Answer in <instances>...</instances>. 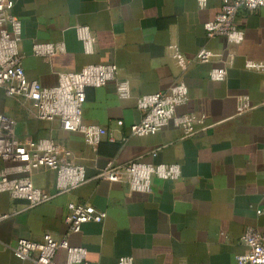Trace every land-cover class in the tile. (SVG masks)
<instances>
[{
    "label": "crops",
    "instance_id": "0c3cea01",
    "mask_svg": "<svg viewBox=\"0 0 264 264\" xmlns=\"http://www.w3.org/2000/svg\"><path fill=\"white\" fill-rule=\"evenodd\" d=\"M221 2L208 0L202 8L199 0H15L30 79L53 86L60 72L115 63L119 78L130 80L132 95L121 99L116 82L87 88L84 121L100 124L116 137H106L95 149L81 132L65 130L57 119L36 118L0 88V111L17 120L19 137L55 138L72 150L89 178L56 192V172L39 168L32 179L52 192L46 202L30 205L0 193V210L10 214L0 221V264H36L16 257L10 246L19 238L41 240L47 232L87 248L93 264H118L123 255L133 256L134 264H238L236 256L246 251V228H264V70L246 65L248 59L264 63V6L239 10L235 21L245 38L232 43L205 31ZM78 24L89 25L96 37L91 54L84 51ZM36 42H62L65 50L36 55ZM174 43L188 57L201 47L222 54L211 62H192L181 77L189 99L177 113L206 114L207 126L191 135L170 124L154 134L128 136L129 126L142 117L139 97L167 90L176 79L170 57ZM231 53L235 62L226 80H212V67L223 65ZM243 96L253 106L239 112ZM109 161L116 166L179 163L182 175L178 180L154 177L152 192H134L126 182L95 179ZM72 202L91 203L107 217L70 231L65 216ZM57 259L64 263L67 251L59 250Z\"/></svg>",
    "mask_w": 264,
    "mask_h": 264
},
{
    "label": "built area",
    "instance_id": "2783aa9c",
    "mask_svg": "<svg viewBox=\"0 0 264 264\" xmlns=\"http://www.w3.org/2000/svg\"><path fill=\"white\" fill-rule=\"evenodd\" d=\"M202 8L208 0H199ZM15 0H0V88L7 97L13 98L40 120H59L65 130L78 131L84 135L87 143L98 149L107 137L116 141L112 131L97 123H87L83 119L86 90L88 87H100L116 82L121 99L132 95L131 82L119 78L118 65L115 63H89L78 71L58 73V83L45 86L36 79H30L24 68V54L20 50L22 40V22L13 12ZM264 6V0H222L216 16L205 23L209 37L226 36L229 42L239 43L245 38L242 29L236 24L240 9L253 11ZM76 30L82 41L84 51H95L96 37L89 25L78 24ZM34 53L40 56H53L65 50L62 42H36ZM171 60L178 74L167 90L143 94L138 99L142 117L128 128V136L154 134L170 124L181 128L191 135L207 126V115L196 112L177 113V108L189 99V88L181 78L192 62H211L222 54L208 47H201L194 56L188 57L176 43L170 45ZM235 56L229 54L221 66H214L210 77L215 81L226 80L228 69L234 65ZM250 69L264 70V63L248 59ZM249 96L241 97L239 112L252 108ZM117 123L122 126L123 120ZM17 120L6 112L0 111V193H7L12 199H24L30 205H37L50 199L52 192L35 185L32 173L39 168L56 172V192L76 188L86 181L88 176L84 165L75 162L72 150L53 137L20 138L17 132ZM127 136V137H128ZM125 137L124 139H127ZM182 175L179 163H151L133 161L116 166L113 161L102 168L95 176L96 180L126 182L134 192L150 193L153 190L154 177L178 180ZM261 212V211H259ZM8 212L0 210V221L9 217ZM107 212L99 210L88 202H72L65 222L69 230L77 232L88 221L104 222ZM246 246L244 253L236 256L238 264H264V228L248 226L242 235ZM16 257L31 260L36 264H93L88 258V250L82 246H73L67 238L56 239L47 232L41 240L19 238L10 246ZM67 251V260L61 263L57 259L59 250ZM118 264H134V257L123 255Z\"/></svg>",
    "mask_w": 264,
    "mask_h": 264
}]
</instances>
